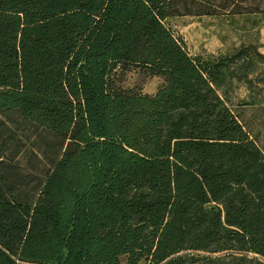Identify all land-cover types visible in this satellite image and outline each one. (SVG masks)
Returning a JSON list of instances; mask_svg holds the SVG:
<instances>
[{"label":"trees","instance_id":"obj_1","mask_svg":"<svg viewBox=\"0 0 264 264\" xmlns=\"http://www.w3.org/2000/svg\"><path fill=\"white\" fill-rule=\"evenodd\" d=\"M252 13L0 0V264H264V153L217 90L252 45L202 60L165 22ZM132 69L154 94L122 85Z\"/></svg>","mask_w":264,"mask_h":264},{"label":"rangeland","instance_id":"obj_2","mask_svg":"<svg viewBox=\"0 0 264 264\" xmlns=\"http://www.w3.org/2000/svg\"><path fill=\"white\" fill-rule=\"evenodd\" d=\"M165 22L189 54L200 56L202 60L231 56L241 48V44L252 45L247 55L252 64L240 67V61H237L230 68L235 75L246 73L251 83L238 80L235 75H226L217 90L247 131L249 139L264 153V14L175 15ZM254 49L262 54L261 57L255 55ZM122 79L124 87L141 88L142 92L153 94L161 82L137 69L125 72ZM9 120L15 122L11 126L13 129L15 126H27L15 115H9ZM15 131L21 133V129ZM33 139L31 136V141Z\"/></svg>","mask_w":264,"mask_h":264}]
</instances>
